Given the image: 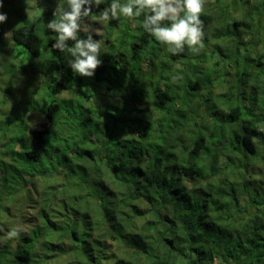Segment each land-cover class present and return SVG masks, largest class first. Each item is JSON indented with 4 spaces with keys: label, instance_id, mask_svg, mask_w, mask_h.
Wrapping results in <instances>:
<instances>
[{
    "label": "trees",
    "instance_id": "obj_1",
    "mask_svg": "<svg viewBox=\"0 0 264 264\" xmlns=\"http://www.w3.org/2000/svg\"><path fill=\"white\" fill-rule=\"evenodd\" d=\"M26 1L0 0V264H264V0H213L199 54L111 20L92 78Z\"/></svg>",
    "mask_w": 264,
    "mask_h": 264
},
{
    "label": "clouds",
    "instance_id": "obj_2",
    "mask_svg": "<svg viewBox=\"0 0 264 264\" xmlns=\"http://www.w3.org/2000/svg\"><path fill=\"white\" fill-rule=\"evenodd\" d=\"M105 0H67V10L59 6L54 11L55 19L47 25V29L56 34L52 45L61 53H68L73 58L69 61L72 71L85 78H92L102 65L101 47L103 41L93 39V31L85 23L92 14L93 7H99ZM205 0H111L107 7L99 13V21L107 23L125 17L133 19L144 15L143 29L172 55H179L185 48L199 54L204 48L203 22L200 19L204 12ZM0 8L3 4L0 3ZM59 15V20L56 17ZM7 21V15L0 13V24ZM83 31L87 38L80 39ZM73 46L69 47L68 42ZM20 228H14L6 239L17 237Z\"/></svg>",
    "mask_w": 264,
    "mask_h": 264
},
{
    "label": "rangeland",
    "instance_id": "obj_3",
    "mask_svg": "<svg viewBox=\"0 0 264 264\" xmlns=\"http://www.w3.org/2000/svg\"><path fill=\"white\" fill-rule=\"evenodd\" d=\"M109 1H111V0H109ZM212 1L213 0H205L204 8L209 7V5H211L210 3H212ZM121 3H127V0H121ZM64 5H66V4L63 2V0H27L25 3L24 9H25L26 13L33 12L32 11L33 8H36L35 11L37 10V11H44L45 12L47 10H54V9L56 10L58 8V6L61 8ZM86 24L92 30H99L97 35L95 34V31H93V39L94 40H100L101 39L103 41V44H104L107 23L99 21V14H96V15H93L92 17H90V19L86 22ZM129 25H130L131 29L134 27V24L132 22H130ZM118 32H119V29L115 28V30L112 34L111 40H115L117 38V36L119 35ZM8 36H9V32L6 30H2L0 32V41L2 38L8 37ZM79 37H81L83 39L87 38L86 34L83 31H81L79 33ZM3 59H5V58L0 56V60H3ZM1 64H2V62H0V75L3 76V75H5V72L1 69ZM133 64H134V61L131 62V67L136 71L137 68H134ZM178 67L179 66L177 65V68ZM17 76H20L22 79L24 77H26L22 73H17ZM121 78H123L122 75H121ZM19 82H20V80L18 81L16 87L20 91H22L23 87H21L22 85ZM137 89H138V87L135 86L134 91H136ZM13 93H14V91H13ZM2 96L7 97L8 95H6L4 92H2L0 90V97H2ZM7 104H8V106H10V103L7 102ZM26 118L29 121L30 128H37V126L44 123V119L42 118V116L35 111L28 112L26 115Z\"/></svg>",
    "mask_w": 264,
    "mask_h": 264
}]
</instances>
